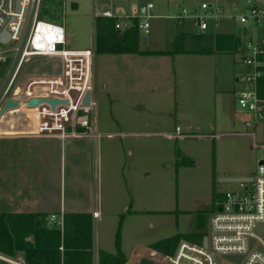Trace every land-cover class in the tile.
Here are the masks:
<instances>
[{"label":"rangeland","instance_id":"1","mask_svg":"<svg viewBox=\"0 0 264 264\" xmlns=\"http://www.w3.org/2000/svg\"><path fill=\"white\" fill-rule=\"evenodd\" d=\"M111 1L112 6L154 2L153 13L162 16L150 20L149 33L141 32L142 38L148 39L142 44L145 49L174 51L177 34L197 27L190 16L184 25L173 16L182 9L204 13L203 2L224 9L218 22L210 20L211 29L229 30L254 42L264 38V22H240L247 0ZM100 7L99 0H42L40 17L65 27L68 48L94 50L91 94L98 105L89 111V120L96 117L99 131L105 134L113 127L114 131L134 130L136 136H116L110 141L115 145L112 150L105 147L107 138L103 136L98 149L92 124L86 130L92 134L91 139H66L63 162L59 143L53 145L36 137L14 138L13 142L26 148L32 143L38 149L50 146L49 191L58 202L75 199L82 208L93 203L100 210L101 217L92 225L101 246L115 252L119 233L129 261L142 253L154 264H168L163 260L171 253L151 251L152 244L179 234L208 233L214 201H223L227 191L241 190L240 182L220 178L228 174L255 177L258 173L264 160V118L255 127L247 126L245 114L251 115L237 100L234 103L220 92L237 84L235 77L247 70L242 52L166 57L100 54L95 48V19L101 13ZM17 45L15 41L1 44L8 58L5 64L0 63L1 86ZM193 46L183 40V47ZM62 67L59 58L31 57L22 67L15 88L23 96L31 79L59 74ZM242 87L245 84L240 82ZM23 113L8 112L14 114L16 125L25 116ZM108 123L110 128L106 127ZM177 126L181 132H176ZM71 145L74 149L69 150ZM191 241L199 243L195 238ZM217 264L236 263L218 257Z\"/></svg>","mask_w":264,"mask_h":264},{"label":"built area","instance_id":"2","mask_svg":"<svg viewBox=\"0 0 264 264\" xmlns=\"http://www.w3.org/2000/svg\"><path fill=\"white\" fill-rule=\"evenodd\" d=\"M0 0V34H9L7 42L0 41V63L8 61L1 51V44L17 42L15 57L0 89V108L7 98L19 100L24 117L15 127L16 133L30 135H56L62 138L80 133V128H88V113L98 105L92 98L93 56L92 48H68L66 29L63 25L40 17L42 0ZM152 2L132 5L127 12L103 8L99 15L115 17L116 28H123L133 18L139 19V28L146 34L155 16ZM204 13L197 9H182L174 16L179 22L187 17L194 20L201 31L210 27V20L218 22L224 9L214 8L203 2ZM241 23L264 22V0H247ZM31 57H54L63 62L62 71L55 75H43L31 79L20 95L15 88L17 77L25 62ZM243 62L247 65L238 80L245 84L237 93L238 104L250 115L246 121L255 127L264 118V98L259 95V81L264 75V39L254 42L247 39L242 49ZM90 93V102L83 101ZM35 97L60 100L53 108L48 102L38 106H25V101ZM177 132L181 130L176 127ZM241 190L227 191L223 201L217 202V209L210 216L208 246L182 239L174 253L168 254L163 263L168 264H217L218 257L225 255L243 256L240 264H264V164L259 165L258 173L251 182H240ZM94 217L99 212L93 213ZM57 215H53L56 219ZM63 224V215L61 217ZM254 243L251 244V240ZM11 264H27L24 260L3 258Z\"/></svg>","mask_w":264,"mask_h":264},{"label":"trees","instance_id":"3","mask_svg":"<svg viewBox=\"0 0 264 264\" xmlns=\"http://www.w3.org/2000/svg\"><path fill=\"white\" fill-rule=\"evenodd\" d=\"M117 18L97 16L95 19L96 52L100 54H140L165 55L177 53H206L208 51H228L241 44V39H234L228 34H196L197 47H183V40L191 43L186 33H180L175 39V50L144 49V39L139 28V19L133 18L123 28H116ZM230 38L234 47L227 45ZM203 43L204 46H203ZM245 43V42H244ZM243 43V45H244ZM211 44H214L212 46ZM200 45V46H199ZM243 45L242 48L243 49ZM242 52V51H241ZM1 76V65H0ZM0 83V89H1ZM259 95L264 98V75L259 81ZM214 201L212 213L217 209ZM206 232L179 234L152 244L153 250L161 253H174L182 239L195 238L202 243ZM32 237L28 240V237ZM91 242L90 212H66L64 226L50 224L47 215L42 213H0V253L17 256L23 252L28 264H89ZM62 247V248H61ZM117 253L100 252V264H126L127 258L121 250V239H116Z\"/></svg>","mask_w":264,"mask_h":264},{"label":"crops","instance_id":"4","mask_svg":"<svg viewBox=\"0 0 264 264\" xmlns=\"http://www.w3.org/2000/svg\"><path fill=\"white\" fill-rule=\"evenodd\" d=\"M149 2L154 3L153 1H149ZM99 3H101V7H100L101 10L109 6L110 9H113L117 12L120 11L122 13L124 11L125 12L129 11L132 5H138V3H136L135 1L133 3H130L129 6H126L121 3H115L114 6H112L113 3L111 0H99ZM143 4H146V3H143ZM76 5H78V2H76ZM153 14L155 15L154 17L162 16L160 13H153ZM178 23L180 25H184L185 20L183 22H178ZM205 32H210L211 34L212 33L213 34H218V33L228 34V35H231L234 39L240 38L241 44L240 46H238L239 49L237 50L235 48L234 51L232 50H228V51L212 50L211 52L210 51L206 53L197 52L193 54H208L211 56H218L222 52L223 53L236 52V51L241 52L242 45L245 42V40H247V39L244 40L240 35H237L232 31H229V30L217 31V30L211 29V27H209V29L206 31H201L197 27L194 30L184 32V33H186L188 37H190L192 44L194 43L196 44V42H198L197 44H199V39H197L195 35L199 33H205ZM144 43L145 44L148 43L147 38H146V41H144ZM226 43L227 45H231L233 47L235 45L234 42L232 43L230 38H227ZM211 45L214 46V44H211ZM149 50H159V49H149ZM177 54H181V53H177ZM167 55L169 54L157 55V56L166 57ZM141 56L153 57L155 55H141ZM238 78L239 76L235 77V81L237 82V84L233 83L220 90V92L223 95H228L229 98L233 100L234 103H235V100H237V93L243 88V87L239 88L240 81L238 80ZM231 110L237 116L236 110L233 108ZM12 115L7 113L0 120V213H42V214L47 215L50 224L52 225L54 224V225H57L58 227L60 226L61 228H63L64 215L66 212H90L91 214V242H90L89 264H100V252L116 254L117 247H116V251L114 252L113 250H108L107 248L105 249V247L101 246L98 242L97 234L93 230L92 223L94 219H98L101 217V213L97 207L96 208L94 207L93 203L85 208H82L78 205V201L75 199L71 201H67L65 198L64 201L63 199H60L58 202V200H55V198H53L51 192L49 191L51 167H52L50 146L45 145L42 148L38 149L35 146V144L32 143V147L26 148L21 143L16 145V142H13L14 141L13 139L14 138L24 139L25 137L26 140H29V138L36 137L39 141L41 139L44 141H51L52 142L51 144L53 145L54 143L55 144L59 143L61 145V149H60L61 162H63V161H66V151L67 150H66L65 143H64L66 142V139L74 138L75 141H79V140L82 141L86 137L91 139L92 134H90L86 130L88 129L90 130L92 124H94L92 129L94 130L95 128V137H96L98 149H100L101 147L100 143H101V138L103 136H106L107 138V141L104 142L105 147L107 149L111 148L112 150L115 145L112 144L110 141H112L116 136H118L119 138H122L123 136H126V135L136 136L137 133L134 130L131 132L123 131V130L114 131V130H111L113 129V127L110 126L111 129H108L110 131H108V133L105 134L103 131L102 132L99 131V128H100L99 121L95 117L93 121H90V126L88 128H85V127L80 128L81 130L80 133L73 134L66 138H62L56 135L19 134V133H16L15 131V127L17 125L16 123H14ZM245 116H246V121L250 119V116H247V114H245ZM115 120L118 121L121 119L115 118ZM106 127L110 128L109 123L107 124ZM181 131L182 129L179 132ZM123 145H125V143H123ZM69 147H70L69 150H72V148L74 149V145H71ZM64 148H65V152H64ZM8 152H10V156L7 155ZM130 153L132 154L131 150H130ZM4 156L8 157V160H5ZM225 176L249 177V175L247 174H239V175L228 174ZM95 211L99 212L98 217H94L93 213ZM53 215H57V218L53 219ZM62 215H63V224L61 223ZM31 239H32L31 236L28 237V240H31ZM121 250L127 258L126 264H130V262L133 264H137V262H139L143 257H146V255L140 253V254H136L135 258L129 261L130 257L124 252L122 248V243H121ZM151 251H155V250L152 249ZM4 256L25 261L23 252L18 253L17 256H14V257L8 256L4 253H0V261H2L3 264H11L3 259Z\"/></svg>","mask_w":264,"mask_h":264},{"label":"water","instance_id":"5","mask_svg":"<svg viewBox=\"0 0 264 264\" xmlns=\"http://www.w3.org/2000/svg\"><path fill=\"white\" fill-rule=\"evenodd\" d=\"M20 6L19 0H18V7ZM107 8H109V6H107ZM9 40V34L6 32H3L2 34H0V41L1 42H7ZM146 41V39L144 40ZM42 102H48L52 105V107L54 108L59 102L60 100L58 99H54V98H47V97H35V98H31L27 101H25V106L28 107H35L38 106L40 103ZM90 102V93H87L85 98H84V105H88ZM21 106V103L19 100H15L11 97L7 98L4 105L0 108V120L1 118L8 113L9 111L18 109ZM260 164H264V160H262L260 162ZM253 179V177H243V176H233V177H221L220 180L221 181H230V182H251ZM264 229V225L259 227V232L261 233ZM254 239L251 240V244L254 243ZM203 246L207 247L208 246V236L205 235L203 237ZM224 259L234 262L236 264H240L242 261L243 256H237V255H225L223 256ZM137 264H154V261L150 258L147 257H143L139 262H137Z\"/></svg>","mask_w":264,"mask_h":264}]
</instances>
